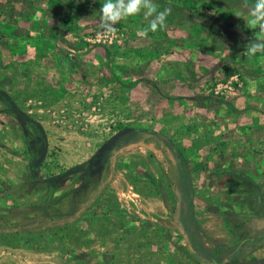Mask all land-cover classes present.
<instances>
[{"label":"rangeland","instance_id":"1","mask_svg":"<svg viewBox=\"0 0 264 264\" xmlns=\"http://www.w3.org/2000/svg\"><path fill=\"white\" fill-rule=\"evenodd\" d=\"M103 2L0 0V264H208L188 229L220 264H264L255 0H154L170 13L146 34L142 13L105 32ZM127 126L180 164L140 136L102 166Z\"/></svg>","mask_w":264,"mask_h":264},{"label":"clouds","instance_id":"2","mask_svg":"<svg viewBox=\"0 0 264 264\" xmlns=\"http://www.w3.org/2000/svg\"><path fill=\"white\" fill-rule=\"evenodd\" d=\"M100 13V27L105 32L114 31L115 25L122 19L142 13L148 21V28L143 29L141 34H146L149 30L155 32L166 26L170 9L158 11L154 0H104ZM250 21L252 24L259 22L260 27L264 28V0H255ZM258 50L264 51V43H253L246 53L254 55Z\"/></svg>","mask_w":264,"mask_h":264},{"label":"trees","instance_id":"3","mask_svg":"<svg viewBox=\"0 0 264 264\" xmlns=\"http://www.w3.org/2000/svg\"><path fill=\"white\" fill-rule=\"evenodd\" d=\"M140 136H152L155 138H161V139L165 140L166 143L169 145V147L172 150V156H173L174 160H176V162L178 164H180L179 159H178L179 152L176 149L173 142L171 141V139H169L167 136L159 134V133L152 131V130H147V129H143V128H134V127L127 126V127L121 128L120 134H118L117 137H115V139L113 140V142L105 149V151L103 153V158L101 160V165L104 166L106 163V159L110 158L117 150H119L121 145L128 143V141H131V140H133L137 137H140ZM31 172H32V175H34L36 173V169L32 165H31ZM180 173L188 181V177L186 176V174H184L183 169H180ZM229 173L234 174L237 177L244 178L247 180V178L243 177L240 173H238L236 171H229ZM250 183H251V181H250ZM8 193H11V191H8ZM8 193H6V194H8ZM190 193H192V191H190ZM190 204H191V202L189 199V205ZM38 207L39 206H37L35 208H38ZM63 216H64L63 214L60 215V217H63ZM50 217H52V216H44L42 219L50 218ZM70 217H76V213H71ZM252 218L255 219V217L252 215L250 217H248V219H252ZM258 219L264 220V217L258 218ZM25 228L26 227H22L21 229H25ZM188 230H189L188 231L189 234L186 237L187 244H188L190 250L197 256L198 261L205 262L208 264H218V263L220 264V262L217 261L216 258L206 250V247L204 245L197 243V241L195 240V238L191 232V229H188ZM13 231L16 232L17 230H13ZM13 231H11V232H13ZM262 238H264V236ZM246 241H249V242L257 241V239H250V240H246ZM242 246H243V244H239L232 251V254L226 259V262H230L234 258H236L240 254Z\"/></svg>","mask_w":264,"mask_h":264}]
</instances>
